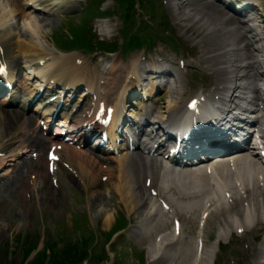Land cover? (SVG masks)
Instances as JSON below:
<instances>
[{"label":"bare ground","instance_id":"bare-ground-1","mask_svg":"<svg viewBox=\"0 0 264 264\" xmlns=\"http://www.w3.org/2000/svg\"><path fill=\"white\" fill-rule=\"evenodd\" d=\"M13 1L14 6L12 8L9 7V3L4 4L0 1V26L8 23L15 13L18 16V21L27 28V31L36 30L40 33L42 27L38 25V21L32 19L29 13H23L18 3L15 0ZM166 1L179 28L184 32H189L192 38L196 39V43L199 44V51L202 54L200 57L191 60L192 65L199 67L207 76L212 72L215 80L223 87L222 89L215 87L214 92L207 93V101L203 104L215 109H218L221 105L231 116L238 109L240 100H248V102H255L257 99L261 100L262 96H264V85L262 87L258 86L256 81L261 79L264 83V14L260 13L257 8L264 10V0H245L241 4L242 8L240 9L236 7L231 9L229 5L222 4L218 0ZM224 6L229 7L227 9L232 11V14L226 13ZM242 12L247 16L245 19L239 17ZM260 19L262 20L260 21ZM245 20L249 22L248 27L244 26ZM262 21L263 24H260ZM102 27L112 29V24L108 21ZM26 37L27 34L24 33V38ZM8 40L11 42L6 41L3 43L5 55L10 54L13 50L22 55L29 54L38 57L43 53L41 49L37 48L42 47L39 43L32 42L30 44L34 46L27 45V42L21 39L20 35L13 34ZM255 53L260 54L261 57L255 58ZM137 57L139 56L134 55L128 66L118 62L119 59L112 61L109 66L110 73L120 72L126 67L125 75H127L124 79L107 76L106 79L108 80L103 82V87L106 89L103 94L97 96L98 102L104 101L114 108L112 115L113 125L110 127L111 133H113L117 125L120 105L123 107L124 100L129 98L126 90L128 74H131L135 79L133 85H139V87L144 84L142 82H146L143 78L146 75L142 77L140 69L145 70V72L141 70L142 74L151 72L154 78H160L166 73L171 74L177 83L176 86L169 89V93L173 98H177L179 91L185 85L184 78L179 72L171 69V65L175 64L173 57L165 55L163 61L156 66L153 72L147 67L139 66ZM71 61L72 56L62 60L61 68H59L60 75H53L50 72L44 77L52 81L63 80L64 84L66 82L67 84L71 82L79 83V80L83 78L89 88L87 91L90 92L94 76L89 75L87 68L80 64L76 57H74L70 69L65 67V63ZM112 85H115L117 89L112 91L110 88ZM84 93L82 91V95ZM245 93L250 96L247 97ZM169 108L171 111L167 117L170 121L177 123V120L181 121L187 118L186 104L185 106H177V101L171 100ZM8 115L9 119H6L1 117L0 114V138H7V132H13L14 136L11 139L1 140L3 149L7 144L19 142L15 129L22 117L13 113ZM150 117H154V115L151 114ZM191 119L189 121L190 125L193 124ZM227 123L228 121L223 124L227 125ZM21 124L25 123L21 121ZM135 124V122H128V126L131 129L134 128ZM189 124L187 123L186 125L188 126ZM205 124L206 122L197 125L193 124L200 131L195 132L193 129L191 131V140L200 142L208 138V134H215L221 129L220 127ZM214 141L215 138L210 143ZM203 143L206 144L208 141L204 140ZM34 144L41 146L44 143L36 138L34 139ZM151 147L152 144L148 146L147 151ZM3 149H0V151ZM17 149L19 151H16ZM63 150L66 151V159L71 165L77 163L76 159L81 157L90 159L89 155L82 152L79 154V152L70 151V149ZM20 152L25 151L21 150V148H15L14 151L9 152L7 160H16L20 156ZM258 158V152H250L233 157L232 161L236 166L234 171H227L226 167L228 165L226 164L219 165L217 169L222 170L224 173L227 171L225 175L222 173L226 181L233 180L234 183L229 182L227 186H224L222 181L221 186L218 187L216 184L219 182H215L216 184L211 189V185L205 179L200 185L194 186L192 181L196 179L195 173L191 175L190 171H180L175 174L163 168L157 158L147 159L141 154L128 153L109 158V162H112L113 159L116 170L107 169V176L109 179L113 177V180H115L116 183H113L114 189L122 198L123 203H121L128 209V214H134L135 218H137L135 221L131 218V222L138 225V231L125 235L130 239L139 237L138 243L140 244L156 235L152 239V243L146 248L148 264H165L169 261V258L175 255L184 264H189L192 261H194L193 264H203L204 256H209L210 250H206L208 242L203 243L199 259L192 256L193 250L190 246V236L193 235L192 230L186 231L185 227L182 226L181 231L176 233V241H174L175 235L166 231L170 224L169 215H166L165 211H162L163 214H161L159 211L161 209L156 206L155 202L146 205L149 196L145 188L154 187V185H157V193L159 195L168 196L169 214L173 218L183 221V223L185 221L182 216L185 218L187 216L188 219L194 220L196 211L198 214L201 211H210V216L214 217L216 224L220 227V232L216 233L218 241L223 240L226 232L229 233L233 242L237 244L243 242L246 238L245 234L249 230L253 232L263 231L264 164L260 163ZM5 160L6 158H0V166L6 164V162L3 163ZM90 161L99 162L102 159H91ZM43 163L44 161H42ZM79 170L83 179L87 178L88 181L95 180L96 174L92 173L89 178L86 175L88 169L85 164ZM144 171L148 173V178L146 179L145 177V181ZM161 171H163V174ZM115 172L117 174H114ZM159 180L161 181L160 183ZM222 188H224L223 192L220 193ZM93 192L94 190L92 194ZM113 218L112 211L106 212L103 222L108 226L114 222ZM190 220H187L186 223H189ZM239 234L244 235L239 236ZM263 236L264 233L262 232L258 236H254L253 239L260 240ZM203 239L207 240L205 233L203 234ZM251 244L252 251H248L244 255L245 259H247V264H264V237L259 243L251 241ZM171 246H176V248H174V252L171 255H168L171 252L168 251Z\"/></svg>","mask_w":264,"mask_h":264},{"label":"rangeland","instance_id":"rangeland-1","mask_svg":"<svg viewBox=\"0 0 264 264\" xmlns=\"http://www.w3.org/2000/svg\"><path fill=\"white\" fill-rule=\"evenodd\" d=\"M0 1L4 4L9 3L10 8L14 6L12 0ZM48 1L53 4V9H56L55 11H59V13L46 12L42 14L38 11H32V9L28 10L32 19L38 21V25L42 27L40 33L36 30L27 31V28L18 21V16H15L16 14L14 13V17L8 23L0 26V41L9 39L13 34H19L20 38L27 42V45L34 46L30 43H39L44 49L51 51V53L44 55V58L40 61H43L45 65H53L62 60L61 53L57 50L61 48H58L56 44L59 47H68L66 42L61 43L66 40L63 34L67 33L65 29L72 28L71 25L80 24L84 19L82 12L85 8V3H92L97 0H76L70 4L71 10H68V12H62L60 9L54 7L55 3L64 6L60 1ZM92 5H95V9L91 15L92 17L87 18V28L92 27V33L89 34L93 36V43L102 44L108 42V44H116L120 48L125 46L123 44L127 42V35L134 31H137L142 38H147L149 33L151 36L158 35L160 38L155 41V46L159 49L165 48L171 54L176 55L177 53V60L182 59L184 64L191 66L187 69L181 68L180 70L184 71L186 69L184 78L186 84L192 85V91H203L208 85H216L218 83L213 74L207 76L203 71L198 70L199 67L191 65V60L202 54L199 51V44L196 43V39L192 38L189 32H183L177 28L176 20L173 17L172 11L168 8L166 0H134V7L130 9V13L133 14L131 23L128 21L129 15L126 18L127 12L123 10L117 0H105L102 3L101 10L114 11L112 15H109L105 19L94 17L101 10L100 8L96 9V4L93 3ZM82 6L83 9L81 11ZM152 8L157 10L156 14H164L166 17L167 22H163L162 19L164 18L162 17L160 28L152 25V23L155 24L153 16L145 14V9L150 10ZM224 11L226 10L224 9ZM73 18H75L74 21H71ZM157 19H159V16ZM108 21L112 24V29H107L109 33L101 30L102 24ZM98 23H100V29L96 26ZM72 29L74 30V28ZM166 30L168 32L164 33ZM24 33L27 34L26 38H24ZM69 33L74 36L73 31ZM69 33L68 36L70 35ZM166 34L170 35L169 37L174 43L165 44L164 36ZM167 45H171V47L168 48ZM62 49H64L63 51H67L65 49L68 48ZM123 52L120 49V51L114 53L95 51L93 54H85L80 49H73L71 52L62 54H77L83 62L90 59L98 61L96 68L102 72L103 69L98 66V64L102 65V59H112V57L119 54L127 56V59L129 57L132 58L136 54H140L141 57L143 52H148V49L140 48L126 53ZM19 59L22 61L20 64ZM34 62H36L34 57L20 56L15 61V64L20 65L24 75L31 77L33 73L37 75L40 73L37 72V68H34ZM23 66L29 68L25 71ZM115 73L117 72H114L112 76ZM167 100L168 97H164V103ZM16 127V135L22 137V144H19V142L8 144L3 150L4 153L23 145H29V139L22 130V125ZM6 134L7 138H0V143L4 139H11L14 136L13 132H7ZM33 151H28L26 155L19 156L14 161L6 160L7 163L0 167V264H30V261L33 259L36 261L40 260L42 264L66 263L69 259H71V264L74 263L72 261H76L79 264H94L97 255L101 256V258L104 256V251L101 252L102 247H105L110 259L114 255V251H116L114 264H135L136 261L129 252L133 250L135 242L139 246V237L129 240V237L125 235L126 238H124L120 235L121 233H118L117 237L114 235L110 236L108 232L116 230V226L114 222L108 226L103 222L105 213L111 211L114 216L117 213L116 217L122 218L123 214L125 218L128 217L129 221L132 219L134 221L137 220L134 214H128V209L122 204V198L119 194L115 193L113 185L115 180H113V177L107 180L106 176H100L107 173V164H103L102 167L87 165L89 170L86 175L89 178L92 173L96 174L94 181H88L87 178L82 179L80 176H76L84 163L82 160H77L78 162L73 165V170L65 168L64 164H60L59 176L57 177V182H54L52 177L47 176L46 163L43 168L36 167L39 161L36 157V159L30 157V152ZM42 157L45 158V150L42 152ZM26 159L33 160L34 166L32 167L30 164L25 165L24 160ZM114 174H117V172ZM96 184L100 185V188ZM75 212L80 214L78 216L79 219L83 220L86 218L89 221V227L95 233L96 243H92L91 240L85 243L84 239H89V233L82 231L79 234L76 232L73 221V214ZM214 225L213 218L207 219L204 224V233L206 235H213L212 229L215 230ZM120 226L122 227L121 224ZM137 231L138 225L132 223L122 233L128 234ZM227 234L224 235L223 242L228 240ZM214 238L212 237L211 241H209V248L215 252H219ZM232 242L233 240L230 238L229 243H225V253L220 250L214 264H223L224 261H226L225 264H233V262L238 261L241 262L240 264H244V260L247 261L244 257L243 249L248 251V246L244 242L242 247L239 244L234 246ZM112 243L113 248L111 249ZM89 245L93 246V250L86 249L85 252L93 253L91 259L82 262V256L78 258L79 253H82L84 248H88ZM72 248L75 249V254L72 253ZM67 249L70 251L63 252ZM236 249L238 251L234 252ZM230 253L235 254V261L232 257L226 259ZM117 257H120L121 260ZM241 257L242 259H240ZM213 258L209 260L205 259L203 264H212ZM147 259L148 256L146 259L144 258L143 264H148ZM111 260L102 261L100 264H112ZM165 264H184V262H180L178 259L171 262L167 261Z\"/></svg>","mask_w":264,"mask_h":264},{"label":"trees","instance_id":"trees-1","mask_svg":"<svg viewBox=\"0 0 264 264\" xmlns=\"http://www.w3.org/2000/svg\"><path fill=\"white\" fill-rule=\"evenodd\" d=\"M30 264H42V262L40 260L36 261L35 259H33L32 261H30ZM51 264H71V262H66V263H51Z\"/></svg>","mask_w":264,"mask_h":264}]
</instances>
